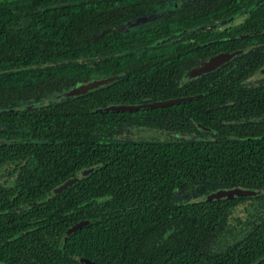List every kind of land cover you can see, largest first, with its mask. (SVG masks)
Wrapping results in <instances>:
<instances>
[{"label":"trees","instance_id":"16d2710c","mask_svg":"<svg viewBox=\"0 0 264 264\" xmlns=\"http://www.w3.org/2000/svg\"><path fill=\"white\" fill-rule=\"evenodd\" d=\"M135 1L0 0V110L35 103L0 111V139L19 140L0 144V166L23 163L15 184L0 183V264H83L76 256L101 264H264L261 226L240 234V243L228 239L224 251L206 249L224 234L233 238L223 223L241 200H195L220 187L264 189V131L249 118L264 113V83L250 81L264 58L248 53L236 69L213 72L214 89L203 77L186 81L197 63L192 56L203 53L197 44L204 32L193 31V47L165 37L206 16L115 30L138 12ZM251 14L254 21L240 30L264 27V4ZM88 80L102 83L62 95ZM208 93L220 105L209 106ZM181 96L193 98L98 111ZM133 125L198 133L202 125L217 134L159 141L118 135ZM29 201L38 204L18 209ZM83 220L89 223L67 234Z\"/></svg>","mask_w":264,"mask_h":264},{"label":"flooded vegetation","instance_id":"af4514ba","mask_svg":"<svg viewBox=\"0 0 264 264\" xmlns=\"http://www.w3.org/2000/svg\"><path fill=\"white\" fill-rule=\"evenodd\" d=\"M227 1H229L230 4L228 6L227 5L224 6L227 3ZM135 4H137L138 6V12L134 14L131 13L130 19H127L125 21L123 20L122 23L114 27L115 30L122 32L123 31L130 32L135 28H142L148 25H157L156 27H159V22L167 18L168 16L176 17V15L178 16L182 15L181 17H185L187 16V14L190 15L195 12H199L200 14L203 13L204 16H206L203 17L204 21L202 23L193 25V27L189 28L188 30L187 28H184L180 32L178 31L171 32L168 34V36L165 37L167 41L170 42L178 41L179 43H184L192 47L194 43H197L198 40L200 41V43L197 44V47L202 48L203 53L201 55H199L200 53H197L192 56L193 60L197 58L196 60L197 63L194 67H192L191 69L185 72V77L183 78H185L186 81L203 77L209 81V85L207 86L208 89H214L218 87L215 86L214 82L219 80L218 78L216 79L212 77V75H210L213 72H218L219 73L218 75H220L221 74L220 71H222L223 68L234 67V69H236L240 61H242L243 56L248 53H251L254 57H260L261 55L264 58V27L256 26V22H255L254 26L251 25V29L240 30L238 28V26L240 24L245 23L248 18H252L251 22L254 21L253 20L254 16H252L251 12L254 9L258 8L259 6H262L264 4V0H250V2L247 5L242 0H137L135 1ZM151 4L152 7H150ZM220 6H224V7H222L219 10ZM240 6L241 8H239ZM123 9L124 8H122V12H124ZM194 30L199 32L201 31L204 32V35L202 36L201 39L197 40V37L192 36ZM206 35H210V36H206ZM168 37L172 39L169 40ZM162 40H164V37L156 38L155 42L161 43ZM223 54L230 55V58L210 71H206L199 75L190 76V72L193 69L200 67L203 63L209 61L211 58ZM231 63H235V64L231 66ZM263 70H264V62L260 66H258V68L250 76V81L264 83ZM69 91L70 90H68L66 93H68ZM69 95L70 94L68 93L67 96ZM192 95L193 97L196 98V97L204 96L205 94L201 93L196 96L195 94ZM207 96H210V101L208 103L209 106L216 107L220 105L218 103L219 101L215 99L213 95L208 93ZM193 97L181 96L178 98H186L185 101L187 102ZM178 98L155 101V102L163 103L164 105L168 101ZM185 101H181L179 103H183ZM249 118L251 120L250 123L252 124V127L254 124H258L255 127H258L260 131H264L263 112L262 114L249 115ZM248 122L249 121L247 118H243V119L240 118V124L246 125V123ZM140 127H148L162 132H164L163 130L165 129V128L164 129L154 128V127L152 128L147 125H137V126L133 125V127L129 128L128 131L126 129L123 132L118 133V135L127 139L131 138L133 140L159 141L165 139H176L177 137L182 138V135H185V137L187 138L194 136L199 138L201 137V138L214 139L215 135L217 134L216 129L205 127L202 125H200L201 129L203 130L201 133H198L197 131H189V130L181 131V130L169 128L170 131H172V133L174 134H168V136L166 137L165 136L150 137L149 139L144 138L142 136L135 137L133 136L132 133H128L130 130H134L135 128H140ZM126 133H128V135ZM262 138H264V135L262 136ZM22 167H23V163L19 164L18 161L7 162L2 166H0V183H4L8 185L15 184L17 182L18 176L21 175L20 173ZM76 178H78V175L68 178L62 184H64L66 181L69 180H75ZM235 188L247 190L249 193L248 195H245L243 197L232 198V199H239L241 201L238 203V205L230 209V212L227 216V220L223 223V225L231 226L234 235H232L233 236L232 238L229 233H227L226 235L224 234L221 236L220 242H217L215 246L212 245L210 248L207 245L206 249L209 248L214 253H219L227 249L229 245L228 239L231 238L232 241L240 243L239 241L241 237L239 236L243 235L245 232H249L251 228L252 229L255 227L259 228L260 226L264 227V189L256 190V189L244 188V187H220L217 190L235 189ZM220 200H227V199H220ZM249 201H255L257 203L254 202L245 203ZM37 204L38 202L36 201L25 202L22 206L18 207V209H22L23 206L25 207V206L37 205ZM241 207L242 208L244 207L245 211L248 212L246 217L243 216L242 214L241 215L238 214V211L242 209ZM83 221H87V220H83ZM221 230L222 229H220V231ZM215 235H218V231H216ZM213 246L216 247V251L213 250L212 248Z\"/></svg>","mask_w":264,"mask_h":264},{"label":"water","instance_id":"95a60500","mask_svg":"<svg viewBox=\"0 0 264 264\" xmlns=\"http://www.w3.org/2000/svg\"><path fill=\"white\" fill-rule=\"evenodd\" d=\"M230 58V55L227 54H223V55H218L216 57L211 58L209 61L203 63L200 67H197L195 69H193L190 72V76H195V75H199L201 73H204L206 71H210L213 68L217 67L218 65H221L224 61H226L227 59ZM264 72V70H263ZM102 83V81H92V80H88L85 81L81 84H79L77 87L71 89L68 93L70 95H76V94H83L86 91L99 86V84ZM68 93H63L62 95H68ZM186 98H178V99H174L171 101H168L167 103H179L181 101H185ZM49 98L46 99V103H48ZM35 104L33 103H29L27 105H23V106H16V107H11V108H5V109H1L0 111H16L19 109H24V108H28V107H33ZM163 103H157V102H148V103H143V104H111L108 105L105 108H99L98 111L101 112L103 110L105 111H115V112H121V111H129V110H140V109H149V108H155L158 106H162ZM19 142L18 139H6V138H2L0 139V144L4 145V144H11V143H17ZM96 167L92 166L90 168H87L85 170H82L79 172V177H84L87 176L89 173L95 171ZM78 178H76L75 180H69L66 181L64 184L59 185L58 187H56L53 190V193H59L60 191H62L63 189H66L68 186L72 185L73 183L77 182ZM248 191L247 190H242L239 188H235V189H219L216 190L210 194H205L202 196L197 197L195 200L196 201H212V200H220V199H232V198H236V197H243L245 195H248ZM89 222L88 221H81L77 224L72 225L69 228V231L67 232V234H69L71 231L76 230L77 228L83 227L84 225H87ZM77 260H79L80 262H82L83 264H101V263H97L94 260H91L89 258L86 257H82V256H76L75 257Z\"/></svg>","mask_w":264,"mask_h":264},{"label":"rangeland","instance_id":"374dc122","mask_svg":"<svg viewBox=\"0 0 264 264\" xmlns=\"http://www.w3.org/2000/svg\"><path fill=\"white\" fill-rule=\"evenodd\" d=\"M115 131L116 130H113L112 129V130H110L109 133L113 134ZM163 131L164 132L158 131L156 129H151V128H148V127H140V128H135L134 130H130L128 133H132L133 136H135V137L142 136V137L148 138V139L150 137H156V136H161V137H164L165 136L166 137V136H168V134H174V133H172V131H170L169 128H165ZM159 132H162V133H159ZM128 133H126V134L128 135ZM255 201H249V202H245V203H250V202L257 203ZM247 213L248 212L245 211V208L244 207L240 211H238V214H240V215L242 214L245 217L247 216ZM212 248H213L214 251H216V247L213 246Z\"/></svg>","mask_w":264,"mask_h":264}]
</instances>
